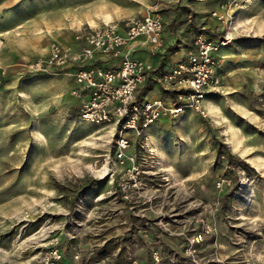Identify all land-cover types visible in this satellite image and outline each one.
I'll return each mask as SVG.
<instances>
[{
    "label": "rangeland",
    "instance_id": "1",
    "mask_svg": "<svg viewBox=\"0 0 264 264\" xmlns=\"http://www.w3.org/2000/svg\"><path fill=\"white\" fill-rule=\"evenodd\" d=\"M224 9L230 28L212 17ZM149 12L173 50L203 33L232 40L207 117H163L144 149L131 148L146 172L143 190L125 199L117 130L80 119L71 77L25 66L108 15ZM155 97L172 98L159 83ZM200 217L215 229L207 257L264 264V0H0V264H39L53 244L83 264L144 261L153 248L174 253Z\"/></svg>",
    "mask_w": 264,
    "mask_h": 264
},
{
    "label": "built area",
    "instance_id": "2",
    "mask_svg": "<svg viewBox=\"0 0 264 264\" xmlns=\"http://www.w3.org/2000/svg\"><path fill=\"white\" fill-rule=\"evenodd\" d=\"M212 17L230 28L231 18L226 9L212 12ZM164 20L151 12L81 30L76 36L79 46L74 49L54 42L49 56L28 62L29 74L66 75L77 84L70 92L78 103L80 119L90 125L113 126L118 132L117 159L127 164L125 178L119 184L125 199L143 190L141 180L145 170L131 148L140 141L144 149L148 130L163 117L179 116L188 110L207 117L203 102L207 94L220 86L216 75L218 54L232 40L230 33L213 39L200 34L193 40L185 58L169 70L160 71L133 57L135 47L146 45L152 54L164 46ZM98 56L116 62L110 68L95 65ZM159 83L174 96L167 103L162 98L147 99L144 88ZM222 183H218V188ZM191 233H182V241L174 253L152 249L150 264H252L251 259H228L211 254L207 257L208 240L215 229L203 218L195 219ZM63 253L57 244L42 253L39 264H61ZM132 264H138L134 261Z\"/></svg>",
    "mask_w": 264,
    "mask_h": 264
},
{
    "label": "crops",
    "instance_id": "3",
    "mask_svg": "<svg viewBox=\"0 0 264 264\" xmlns=\"http://www.w3.org/2000/svg\"><path fill=\"white\" fill-rule=\"evenodd\" d=\"M108 17H110V16L108 15L107 18H104V20H103L104 22L101 25L94 23V24H97V26H92L89 24L90 28H97V27L103 26L104 24H109V23L120 24L124 21V19L114 20L113 17H110V18H108ZM80 29L77 30L71 38L63 39L62 43L59 41H56V42L61 43L65 46L73 47L74 49H78L79 46H78L77 41H76V36L81 31ZM4 32H7V31H4ZM163 38H164V47L161 50H159L157 53L152 54L150 52V48L148 46L139 45V46L135 47V49L133 51V57L138 59V60L145 62L149 66L155 67L157 70L164 72L165 70L171 69L178 62L183 60L185 58L186 54L192 49V48H190V49L184 50L182 48L181 50H173L171 47L174 46V40L172 38L171 33L166 32L165 22H164ZM192 47H193V45H192ZM222 51H224V53H222ZM49 53H50V48H49ZM49 53L46 57L49 56ZM227 55H228L227 48H222L218 54V58L219 57H226ZM46 57H44V58H46ZM94 63L97 66L110 68V67L114 66L116 62L111 61V60H107L105 58L98 56V59H96V61ZM216 75L218 76L217 69H216ZM64 76H66V75H64ZM66 77H69V76H66ZM72 82H75V80L73 78H72ZM152 90L149 91L148 93L144 94V96L147 99H149V95H150V92L152 93ZM155 98H158V97H155ZM151 128L148 131H150ZM62 253H63L64 258H63V261L61 264H83V262L81 260V257H82L81 254H74L72 258H68L67 256H65L66 255L65 251H63ZM151 253H152V251L151 252L149 251V257L146 260H144V261L131 260L130 264H132L134 261H137L138 264H150ZM170 253L171 252H168V254H170ZM86 264H97V263L88 262ZM98 264H100V263H98Z\"/></svg>",
    "mask_w": 264,
    "mask_h": 264
},
{
    "label": "trees",
    "instance_id": "4",
    "mask_svg": "<svg viewBox=\"0 0 264 264\" xmlns=\"http://www.w3.org/2000/svg\"><path fill=\"white\" fill-rule=\"evenodd\" d=\"M153 89V84L149 83L145 88H144V92L143 95L148 93L149 91H151ZM171 96L173 97L174 95L171 93ZM230 159L232 161H235V158H233L232 156H230ZM234 164V163H233Z\"/></svg>",
    "mask_w": 264,
    "mask_h": 264
},
{
    "label": "bare ground",
    "instance_id": "5",
    "mask_svg": "<svg viewBox=\"0 0 264 264\" xmlns=\"http://www.w3.org/2000/svg\"><path fill=\"white\" fill-rule=\"evenodd\" d=\"M240 143V142H239ZM44 232H46V231H44Z\"/></svg>",
    "mask_w": 264,
    "mask_h": 264
}]
</instances>
